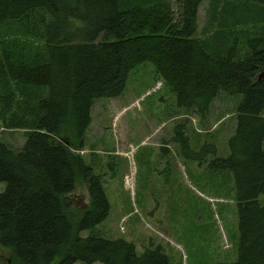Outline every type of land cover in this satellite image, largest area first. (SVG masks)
<instances>
[{"label": "trees", "instance_id": "obj_1", "mask_svg": "<svg viewBox=\"0 0 264 264\" xmlns=\"http://www.w3.org/2000/svg\"><path fill=\"white\" fill-rule=\"evenodd\" d=\"M211 1L213 9L246 2L264 10V0ZM205 2L178 0L177 15L170 0H0V27L30 41L0 54V86L9 92L1 112L14 108L10 125L28 132L19 149L0 143V264H172L162 247L140 254L135 244L97 232L111 206L102 177L74 152L85 148L96 103L121 98L146 64L181 108L203 119L221 91L242 97L230 154L209 167L235 179V264H264V27L225 45L204 39ZM173 141L200 166L218 153L210 144L194 150L185 124ZM78 182L92 199L81 214L69 198Z\"/></svg>", "mask_w": 264, "mask_h": 264}, {"label": "rangeland", "instance_id": "obj_2", "mask_svg": "<svg viewBox=\"0 0 264 264\" xmlns=\"http://www.w3.org/2000/svg\"><path fill=\"white\" fill-rule=\"evenodd\" d=\"M170 1L178 15V0ZM199 15V34L204 39L219 37L218 44H229L234 34L243 37L254 27H264V10L262 14L246 2H221L213 9L212 1L206 0ZM27 42L9 26L0 27V54L2 46ZM5 92L9 95L0 86V143L19 149L28 132L10 125L14 108L11 113L1 112ZM15 100H21L18 94ZM241 101V96L221 91L203 119L179 106L176 93L159 80L152 64L131 74L121 98L98 101L85 148L74 151L102 177L111 206L109 219L97 232L135 244L140 254L162 247L172 264L237 263L235 179L232 173L211 170L209 165L215 158L229 156ZM179 124L186 125L194 150L214 145L217 156L211 155L202 166L185 157L173 141ZM5 191L6 184L0 182V195ZM69 198L75 213L91 209V195L83 182ZM260 201L264 204V195Z\"/></svg>", "mask_w": 264, "mask_h": 264}]
</instances>
